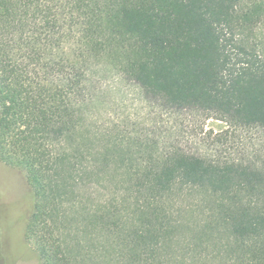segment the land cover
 Masks as SVG:
<instances>
[{"label":"trees","instance_id":"trees-1","mask_svg":"<svg viewBox=\"0 0 264 264\" xmlns=\"http://www.w3.org/2000/svg\"><path fill=\"white\" fill-rule=\"evenodd\" d=\"M93 65L252 149L100 138ZM0 160L33 189L25 238L45 264H176L175 244L187 264H264V0H0Z\"/></svg>","mask_w":264,"mask_h":264},{"label":"rangeland","instance_id":"rangeland-1","mask_svg":"<svg viewBox=\"0 0 264 264\" xmlns=\"http://www.w3.org/2000/svg\"><path fill=\"white\" fill-rule=\"evenodd\" d=\"M91 72L88 82L95 102L86 111L93 118V126L98 128L90 127L91 130L100 138L125 139L130 132L159 141L161 146L177 144L186 151L215 160H244V149L250 152L253 147L245 140L242 130L228 129L225 123L194 110L174 119L147 104L135 84L121 82L113 72L102 67L93 65ZM33 204L34 192L25 175L0 160V264H45L35 246L25 238ZM184 216L195 227L199 212L187 211ZM175 250L176 264H187L182 244H175ZM193 256L194 264H205L200 255L197 261V255Z\"/></svg>","mask_w":264,"mask_h":264}]
</instances>
